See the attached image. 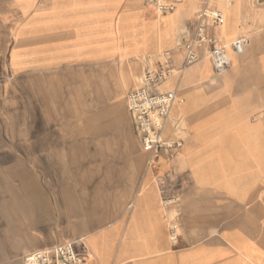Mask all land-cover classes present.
I'll use <instances>...</instances> for the list:
<instances>
[{"label": "crops", "instance_id": "obj_1", "mask_svg": "<svg viewBox=\"0 0 264 264\" xmlns=\"http://www.w3.org/2000/svg\"><path fill=\"white\" fill-rule=\"evenodd\" d=\"M221 2L209 33L225 45L245 35L249 44L241 55L229 50L231 67L218 75L202 44L186 68L181 52L159 54L174 49V32L196 26L195 0L165 16L146 0H0V161L22 162L26 145L30 161L55 160L40 158V147L48 156L63 146L68 161L96 163L70 173L58 209L35 185L23 194L22 179L19 189L0 182V264L68 243L90 264H264V30L224 27L231 7ZM145 57L170 59L162 89L183 101L164 134L181 147L152 165L125 103L134 88L122 97L113 71L104 73ZM81 178L91 189L85 198ZM164 199L174 202L163 208Z\"/></svg>", "mask_w": 264, "mask_h": 264}, {"label": "built area", "instance_id": "obj_2", "mask_svg": "<svg viewBox=\"0 0 264 264\" xmlns=\"http://www.w3.org/2000/svg\"><path fill=\"white\" fill-rule=\"evenodd\" d=\"M200 7L199 17L193 30L178 29L175 36V50L183 54V68L195 64L199 59L198 48L205 49L213 63L216 74L221 75L231 67L226 45L216 36L209 33V28L220 20L216 14V0H195ZM158 16L174 13L184 0H146ZM249 5L260 10L264 8V0H248ZM226 7H231L232 0H225ZM211 24V25H210ZM249 39L243 35L236 38L230 45L235 55H241L248 47ZM170 59L158 63L156 67L148 68L142 75L138 86L127 93L125 103L132 119L135 134L142 152L148 155V164L158 153L167 150H179L180 141L165 139V129L176 104H182L176 91L163 90L162 87L172 75ZM173 199L162 200V207L167 208ZM171 240H175V227L170 226ZM88 252L80 254L72 244L60 245L52 249L29 253L23 258V264H90Z\"/></svg>", "mask_w": 264, "mask_h": 264}, {"label": "rangeland", "instance_id": "obj_3", "mask_svg": "<svg viewBox=\"0 0 264 264\" xmlns=\"http://www.w3.org/2000/svg\"><path fill=\"white\" fill-rule=\"evenodd\" d=\"M217 4L222 7L221 0H216ZM237 7H231L229 11H226L225 14H222V20L224 21V27L226 24V27H229L231 29L235 27H239L240 32L237 35L246 34L249 35L254 32H258L261 30H264V8H261L258 13H255L251 10L250 7L246 6L242 1L237 0ZM244 5V6H243ZM248 5V4H247ZM239 6V7H238ZM240 11V13H239ZM176 12V11H175ZM239 13V16H238ZM224 14V17H223ZM220 16V15H219ZM227 18V22L226 21ZM168 18V16L166 17ZM196 19L194 20L195 23ZM193 23V24H194ZM236 35V36H237ZM176 36V33L173 34ZM175 50L172 47V49H167L164 51H159V54L163 52L170 53V51ZM171 54V53H170ZM158 64V58H151V57H145L138 61H134L131 63H124V62H118V63H112L109 65V67H104V73L109 74L110 71H113L114 74V82L119 84L124 88V93L122 97H125L126 93L130 91V89L137 87L141 76L143 74V71L149 68L156 67ZM108 69V71H107ZM14 100V98L9 99ZM76 116V115H75ZM71 117H74V115H71ZM62 121L56 122V126L59 127L62 125ZM9 134V131H8ZM5 139V138H3ZM6 141L8 143L7 148V158L9 157V150L11 152H14V147L10 146L9 143L13 141L12 137H6ZM25 141V140H24ZM49 148V155L47 156V147H40L41 149H45L42 151L39 155L40 158H55V160H38V161H30V153H31V147L23 145L22 146V153H23V161L22 162H14L9 161V159L5 161H0V168L2 170H5L4 173L10 174V170H19L20 168L24 171V175L27 174L28 176H24L22 178L14 177V176H6V177H0V182L2 186L13 187V188H20L21 179L23 181L24 186L27 185V188L23 187V194L30 193V186L35 185L38 188V192L40 195L45 196V198L51 202V205L56 207H60L61 201H63L64 198V189H69L70 182L73 185L72 182L73 178L70 179L69 175L70 173L78 172L79 170L84 171H93L95 169V162L94 161H68L67 158L69 156H62L63 154H66L69 150V147H63V146H54V147H48ZM37 149V148H36ZM35 149V153L37 150ZM46 152V153H45ZM85 153H94V147H86ZM4 156V157H5ZM2 156V159H4ZM36 157V156H35ZM60 159V160H58ZM101 163H99L100 166ZM106 163H104L105 165ZM110 164V163H109ZM65 173V174H64ZM33 175V176H30ZM83 183L81 184L82 188L81 193L88 192L91 189H88V184L86 186V179L81 178ZM69 193H67V199L69 197ZM79 195V194H77ZM84 198L87 196L86 194H83ZM8 198L9 195H7ZM52 207V206H51Z\"/></svg>", "mask_w": 264, "mask_h": 264}, {"label": "bare ground", "instance_id": "obj_4", "mask_svg": "<svg viewBox=\"0 0 264 264\" xmlns=\"http://www.w3.org/2000/svg\"><path fill=\"white\" fill-rule=\"evenodd\" d=\"M230 45H231V43H230ZM230 45H226V47H227V49H228V52H229V50H230ZM228 52H227V55H228Z\"/></svg>", "mask_w": 264, "mask_h": 264}]
</instances>
